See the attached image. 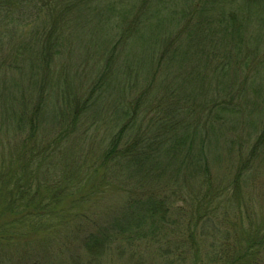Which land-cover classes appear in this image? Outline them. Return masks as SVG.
Wrapping results in <instances>:
<instances>
[{
  "label": "trees",
  "instance_id": "16d2710c",
  "mask_svg": "<svg viewBox=\"0 0 264 264\" xmlns=\"http://www.w3.org/2000/svg\"><path fill=\"white\" fill-rule=\"evenodd\" d=\"M155 1L0 0V264H264L261 0Z\"/></svg>",
  "mask_w": 264,
  "mask_h": 264
},
{
  "label": "rangeland",
  "instance_id": "374dc122",
  "mask_svg": "<svg viewBox=\"0 0 264 264\" xmlns=\"http://www.w3.org/2000/svg\"><path fill=\"white\" fill-rule=\"evenodd\" d=\"M159 0L154 2V5L157 4ZM165 3L169 2L168 6L175 4L182 5L183 3L180 0H164ZM243 4L249 6L247 0H242V2L237 1L236 5ZM250 14L247 16L241 17L243 22L242 32H243V51L253 53L255 56H260L264 54V0H261L260 3H256L250 6ZM218 36H222L218 34ZM256 174L252 178V185L255 186V183H261L260 179H256Z\"/></svg>",
  "mask_w": 264,
  "mask_h": 264
}]
</instances>
